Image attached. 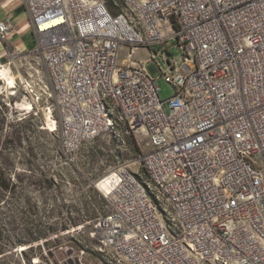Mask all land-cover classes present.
I'll return each mask as SVG.
<instances>
[{
    "label": "built area",
    "instance_id": "1",
    "mask_svg": "<svg viewBox=\"0 0 264 264\" xmlns=\"http://www.w3.org/2000/svg\"><path fill=\"white\" fill-rule=\"evenodd\" d=\"M21 1L51 91L35 95L19 58L7 62L28 113L54 97L61 153L119 128L149 138L139 172L116 165L92 183L105 201L91 223L103 260L264 264V0ZM12 30L1 20L0 42ZM169 42L181 65L162 75L173 94L161 100L147 62L116 56L121 43L165 53Z\"/></svg>",
    "mask_w": 264,
    "mask_h": 264
},
{
    "label": "rangeland",
    "instance_id": "2",
    "mask_svg": "<svg viewBox=\"0 0 264 264\" xmlns=\"http://www.w3.org/2000/svg\"><path fill=\"white\" fill-rule=\"evenodd\" d=\"M22 8L24 11L23 6ZM16 16L18 15H14V17ZM27 38L28 41H32L34 43L32 35H28ZM169 43L170 44L163 47L165 49V53L161 52L160 46L133 48L128 44L121 43L118 47L116 56L117 65H123L130 59L138 62H147L146 67L149 69L151 75L157 79L159 97L161 100H165L173 94L172 87L164 81L162 75L170 73L171 66L174 65V67L178 69L181 65L180 53L177 49L171 46L172 42ZM1 46L0 61L4 58L5 63L0 62V64H7V66L11 68L13 75L16 77L15 87L13 89H7L6 85L0 82V102L4 105L3 112L7 116H10L8 119L16 116L21 118L24 116L28 117V126L30 131L34 132V129H37L36 131L41 132L31 136L33 141L36 140L38 145V148L36 149L38 159L33 161L35 171L43 169H52V171L61 170L63 173L73 176V182L76 183V178H74L76 174L72 171L71 166L64 162V159H60L59 156V124L57 123L55 126L53 124L52 129L46 128V123L48 121L46 119L49 117L47 107L54 105V97H52L48 103L45 101H38L37 110L35 107L33 110L35 113H28L27 111L30 110L28 105L31 106L32 99L29 97L26 90H24L22 82H19L17 79V72L14 65L12 63L8 64L7 62V54L9 52L13 53L12 47L8 41L1 42ZM3 49H5L6 52ZM157 50L159 51L157 52ZM17 58L19 59L16 60V65L22 73L21 76L24 75L25 77H29V80L35 84V86H33L35 95L39 96L43 85H46L51 91L47 74L42 62H40V59L30 54L25 57L22 55L17 56ZM35 61L38 62V66H35ZM167 61H169V65ZM154 63L159 67L160 71L153 72L152 68L150 69L151 65ZM30 67H35L38 70V74H34ZM33 99L35 100L36 97L33 96ZM52 113L54 119L57 120L56 112L53 111ZM116 134V136H113L112 134H105L98 138V140L86 143L76 152L66 156V161H69L78 167L84 178L89 181V186L91 188H93L92 183L94 181L98 180V178L116 165L129 164L130 169L135 172L140 171V165L138 164L139 155L127 154L125 151L127 148L128 135L124 133L123 128H119ZM132 136L141 153H144L150 148L149 138L145 129H139L132 134ZM23 145H25V142ZM100 148L102 149L104 155L105 153H109V155H111V153L116 150L121 154V157L115 158L111 161H106L103 157H100L99 160V158L97 159L96 157L95 162H92L91 159L95 158V152ZM106 148H110L111 151H105ZM42 153H44V155ZM16 167L19 169L18 171H23V169L26 168L24 162L21 160L16 161ZM80 187L81 189L71 182H67L65 184L62 200V203L66 206L63 208L65 213L75 215V213H80L87 207L89 209L90 205L84 207L80 204V202L85 200L84 196H92L93 193H90L89 188L86 186ZM94 192L98 193L95 189ZM39 195V190L33 191V196L35 200H37V210L39 212L45 210L47 213H52L51 210L54 206L50 201L51 199L47 197V203L44 204L42 203L43 201ZM98 202L99 201L97 199V203ZM102 211H105L104 205L102 207ZM261 216L264 220V209L261 210ZM50 221L53 222L56 221V219H51ZM24 248L26 247L20 246L17 250H13V252H15L14 255L6 256L2 261H0V264H25L19 255V251ZM97 248L98 240L94 235L92 224L87 223L86 228L79 227L66 233H62L57 244L55 245L53 242L50 245L49 250L53 254L51 257H39V249L34 248V251L29 253V255H31L30 264H108L103 260L100 253L97 251Z\"/></svg>",
    "mask_w": 264,
    "mask_h": 264
},
{
    "label": "trees",
    "instance_id": "3",
    "mask_svg": "<svg viewBox=\"0 0 264 264\" xmlns=\"http://www.w3.org/2000/svg\"><path fill=\"white\" fill-rule=\"evenodd\" d=\"M3 108L4 105L0 102V261L8 255H14L13 250L23 246L26 248L20 250L19 255L25 264H30L29 253L33 252L34 248L39 249V257H51L53 254L49 250L50 245L53 242L56 245L62 233L79 227L86 228L87 223L91 224L104 213L102 207L105 206V201L89 186V181L84 178L78 167L66 161V156L61 151L60 159H64V162L71 166L76 174L74 176L76 183L73 182V176L61 170L35 171L33 161L38 159L36 152L38 145L31 136L41 132L36 131L37 129H34V132L30 131L28 117L16 116L8 119L10 116L3 112ZM127 148L125 150L127 154L139 156L142 154L132 134L127 136ZM105 151L111 150L106 148ZM96 157L99 160L103 157L106 161H111L121 157V154L114 150L111 155L109 153L104 155L100 148L91 161L95 162ZM17 160L24 162L26 168L23 171H18ZM67 182H71L79 189L80 186L89 188L93 195L84 196L85 200L80 202L84 207L90 205L89 209L87 207L75 215L63 211L66 206L62 200ZM35 190H39L42 203H47V197L51 199L54 206L52 213L37 210V200L33 196ZM51 219L56 221L51 222Z\"/></svg>",
    "mask_w": 264,
    "mask_h": 264
},
{
    "label": "crops",
    "instance_id": "4",
    "mask_svg": "<svg viewBox=\"0 0 264 264\" xmlns=\"http://www.w3.org/2000/svg\"><path fill=\"white\" fill-rule=\"evenodd\" d=\"M21 0H0V21L9 19L12 24V34L8 39L16 56H26L32 52L34 43L28 41V35L33 34L29 29L28 19L22 8ZM18 15L14 17V15ZM2 49L0 42V50ZM5 51V49H3Z\"/></svg>",
    "mask_w": 264,
    "mask_h": 264
},
{
    "label": "bare ground",
    "instance_id": "5",
    "mask_svg": "<svg viewBox=\"0 0 264 264\" xmlns=\"http://www.w3.org/2000/svg\"><path fill=\"white\" fill-rule=\"evenodd\" d=\"M16 77L13 75L11 68L7 66V64H0V82H2L4 85H6V88L13 89L15 86ZM24 83H26L25 78L23 79ZM6 90V89H5ZM28 107L31 109V106L28 105ZM49 121V127L48 129L53 128V122H51V119L48 117L46 119ZM47 121V122H48Z\"/></svg>",
    "mask_w": 264,
    "mask_h": 264
},
{
    "label": "water",
    "instance_id": "6",
    "mask_svg": "<svg viewBox=\"0 0 264 264\" xmlns=\"http://www.w3.org/2000/svg\"><path fill=\"white\" fill-rule=\"evenodd\" d=\"M1 63H5V59L3 58V59H1V61H0Z\"/></svg>",
    "mask_w": 264,
    "mask_h": 264
}]
</instances>
